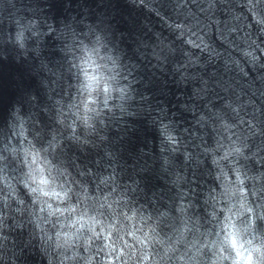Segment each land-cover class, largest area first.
<instances>
[{
    "label": "bare ground",
    "instance_id": "6f19581e",
    "mask_svg": "<svg viewBox=\"0 0 264 264\" xmlns=\"http://www.w3.org/2000/svg\"><path fill=\"white\" fill-rule=\"evenodd\" d=\"M25 14L52 25L89 20L120 54L132 60L137 75L134 109L114 121L108 131L109 149L117 166L138 181L142 191L160 189L163 198L171 196L166 170L154 148L157 121L176 113L175 84L156 65L164 59L168 32L141 5L125 0H0V127L9 110L43 101L48 72L61 59L52 31L30 33L21 42L12 36L14 20ZM15 261L40 263L27 247Z\"/></svg>",
    "mask_w": 264,
    "mask_h": 264
},
{
    "label": "clouds",
    "instance_id": "9594fccd",
    "mask_svg": "<svg viewBox=\"0 0 264 264\" xmlns=\"http://www.w3.org/2000/svg\"><path fill=\"white\" fill-rule=\"evenodd\" d=\"M253 16L255 17V13ZM18 39H22V34L18 36ZM82 63L85 66L84 75L89 83L87 94L81 92L80 99H77L74 93L72 95L68 111L72 112L75 119L68 117L66 126L70 129L69 136L76 134L78 121L86 129L92 128L94 125L90 114L99 115L104 109L111 110L109 101L112 99L113 88L108 78L97 71L100 66L92 60L82 61ZM65 95L67 96V93ZM65 116H67V111L49 127L51 137H45L44 142H39L40 132L35 131L34 134H30L26 123L27 118L18 114L19 122L8 137V143L14 145L12 149L14 163L11 165L6 163L5 171L0 175V184L5 190L6 206L10 200L23 205L27 197L32 204L39 205L40 212L47 211L49 216L70 217L67 219V230L56 232L58 246L61 238L65 244L71 246L78 245L83 237L85 252L89 253L83 260V264H97V260L100 264H154L155 257L150 245L152 237L148 235V232L143 235L136 231L124 233L122 230L124 226L120 224L118 218L114 217L108 221L102 213L92 212L88 207H82L79 202H73L69 195L72 191L71 184L65 186L67 177L61 181L54 176L55 165L52 163L48 146L50 145L52 151H55L62 143V140L57 138L62 133L56 131L55 125H64ZM35 123L39 128L42 122L37 119ZM22 126H24L23 134L19 131ZM17 141L19 144L18 158L15 155ZM236 150L239 151V149ZM17 168L20 169L19 172L15 171ZM237 177L239 178V173ZM241 207L244 205L242 204ZM16 210L19 211V209ZM246 211L249 214V225L254 226L256 222L254 209L247 207ZM132 215L134 216L135 213L133 212ZM241 215L242 213L232 211L231 208L221 209L217 231L221 243L217 244L213 240L212 244H208L206 240L205 244L201 245V248L216 246L217 251L211 264H264V243L255 236L241 231L237 223ZM125 216L126 219H131L127 213ZM60 224L61 228L65 227L63 221ZM118 224H120L119 228ZM85 230L88 233L86 236L83 235ZM125 235L130 239H126ZM95 241H102V247H98ZM94 247L97 250L90 251ZM78 255V252H73L71 256H66L64 259L74 260ZM177 260L183 264L184 255H178Z\"/></svg>",
    "mask_w": 264,
    "mask_h": 264
}]
</instances>
